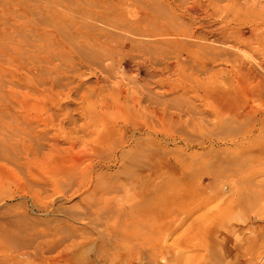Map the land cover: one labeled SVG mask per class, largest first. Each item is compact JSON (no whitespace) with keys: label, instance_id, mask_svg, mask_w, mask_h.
<instances>
[{"label":"rangeland","instance_id":"374dc122","mask_svg":"<svg viewBox=\"0 0 264 264\" xmlns=\"http://www.w3.org/2000/svg\"><path fill=\"white\" fill-rule=\"evenodd\" d=\"M8 23L14 30L0 33V264L25 261L48 241L58 242L51 264H264V122L253 147L233 144L251 125L244 113L253 102L251 113L264 112V98L246 97L254 84L230 62L242 49V61L264 63V0H0V29ZM85 23L95 29L81 35ZM43 24L54 34L48 51L62 52L51 65L29 46L26 28ZM181 24L188 36L164 33ZM241 30L245 44L235 40ZM202 35L226 55L176 50ZM17 39L25 44L12 56ZM206 64L213 75L197 78L205 88L176 87ZM237 106L243 119L231 121Z\"/></svg>","mask_w":264,"mask_h":264},{"label":"bare ground","instance_id":"6f19581e","mask_svg":"<svg viewBox=\"0 0 264 264\" xmlns=\"http://www.w3.org/2000/svg\"><path fill=\"white\" fill-rule=\"evenodd\" d=\"M181 1V0H180ZM196 1V0H195ZM198 1V0H197ZM172 2V1H171ZM194 2V1H193ZM200 4H202V3H200ZM171 5H175L176 6V4H171ZM185 5H186V2H185ZM188 6V5H187ZM186 7V6H185ZM185 7H182L183 9L185 8ZM191 7H194V5H193V3H192V5H191ZM201 7V6H200ZM203 7V6H202ZM181 8V9H182ZM182 9V10H183ZM186 9V8H185ZM188 10H190V8L188 7L187 8ZM196 8L194 7V9H191L192 11L193 10H195ZM191 10H190V12H191ZM186 11V10H185ZM196 11V10H195ZM205 11V10H204ZM87 12V11H86ZM183 13H187V14H189V12H184V11H182ZM197 12V11H196ZM97 13V15H98V18L100 19V21H102L103 20V17H104V14H102V13H100V12H96ZM205 13V12H204ZM58 14V16H57V18H58V20H62L63 19V14L62 15H59V13H57ZM89 14H90V12H87V13H85V17H87V18H89ZM196 15H197V13H195ZM91 15H93V14H91ZM189 15H191V14H189ZM188 15V16H189ZM64 16H65V14H64ZM92 17V16H91ZM192 16H190V18H191ZM95 18H97V16L95 17ZM95 20H97V19H95ZM153 24H154V26L155 25H158V24H156L155 22H152ZM161 23V22H160ZM159 23V24H160ZM180 23V22H179ZM248 23H250V22H248ZM94 24V23H93ZM92 25V24H91ZM91 25H89V24H87V23H85V24H82V26L80 27V28H78V30L80 31V34H81V30L83 29L84 30V34H85V32L87 33V31H89V30H94L95 28H91L90 26ZM188 25V24H187ZM148 26V25H147ZM48 27V24H43L42 26L41 25H38L37 27H34V28H31V27H27L26 29L28 30V33L30 34L29 36H31V35H33L34 37H33V42L32 43H34L35 45H33L32 43H30L29 42V46H33V48L34 49H37V48H39L40 47V49H38V52L39 53H41V54H43L44 55V57H45V59L48 61V63H50V65L51 64H54V60L55 59H57L58 58V56H60L61 55V53L62 52H60V54L59 53H55V55H52L51 54V52H49L48 50H50L51 49V40L52 39H54L52 36L54 35L53 34V31L52 32H50L49 33V36H46L47 35V28ZM150 25L148 26V27H146V29L144 30V32H148L149 30H150ZM153 27V26H152ZM206 27V26H205ZM24 28V27H23ZM169 27H167L166 28V30H164V33H168V32H170V31H174V29L177 31H174V32H176V35H189L188 34V30H186L185 28V24H181L179 27H172V29L171 28H169ZM246 28H247V26H246ZM89 29V30H88ZM186 31H185V30ZM191 29V28H190ZM209 29V28H208ZM253 29V28H252ZM14 30V25L13 24H10V23H8V24H4V26L0 29V33L1 34H3V33H7V34H9V33H11L12 31ZM232 30V29H231ZM235 30V29H234ZM194 31V30H193ZM193 31H192V29H191V32H189V33H191L190 34V36L191 37H193V36H195L194 35V33H193ZM213 31V30H212ZM212 31H211V33H212ZM221 31H222V29H221ZM235 31H237V30H235ZM239 31V30H238ZM25 32V31H24ZM210 32V31H209ZM217 32V31H216ZM79 33V32H78ZM215 33V32H214ZM244 33H246V32H242V30H241V33H236L237 34V36L235 35V33L234 34H231L230 36L232 37V36H236L237 37V39H235L236 41L237 40H239L240 41V44L241 43H243L244 42V44H245V39H247L248 38V36H246L247 38H243L242 37V35L244 36L245 34ZM103 35H104V33H102ZM82 35V34H81ZM141 36H143L144 34H140ZM164 35V34H163ZM225 35H227V34H225L224 32L222 33V32H218V40H219V42H221V45H222V43H226V41H224V39H225ZM249 35V34H248ZM217 36V35H216ZM32 37V36H31ZM35 37H37V38H35ZM93 37H95L96 39V41H100V37H97L96 36V34H94V36ZM93 37H91V38H93ZM206 36L204 35V37H203V35L202 36H198V38H197V36H196V38L199 40V41H197L198 43H185V42H181L177 47H178V49H176L177 51L179 50V53L180 52H182V53H188V54H190V53H200V54H203V52H204V55H205V53H206V55H207V57L206 58H211V59H216L217 58V56H220L221 57V54L222 53H224L225 55H226V49H225V51H223V49H221V47L220 46H217V47H215V48H212V46H211V48H209V46H208V44L205 46V44L204 43H202L201 42V40H203V39H206L205 38ZM230 37V38H231ZM250 37V36H249ZM213 38V37H212ZM234 38V37H233ZM254 39V38H253ZM44 40H46V41H44ZM115 40V39H114ZM257 40V39H256ZM116 42H118L117 40H115ZM193 41V40H192ZM229 41V40H228ZM233 41H234V39H233ZM148 42V41H147ZM238 42V41H237ZM25 44L24 43V41H21V40H19V39H17L16 41H15V43L10 47V49H9V52H10V54L13 56V55H19L20 54V52H21V50H22V48H23V46H21V44ZM71 43V42H70ZM149 43V42H148ZM233 44H234V42H232ZM58 44L59 45H62V43L60 42V41H58ZM237 44V43H236ZM236 44H234V45H236ZM250 44V43H249ZM239 45V44H238ZM233 46V45H232ZM242 46V45H241ZM244 46H246V45H244ZM42 47H45L47 50H42ZM220 47V48H219ZM236 47V46H235ZM223 48V47H222ZM225 48V47H224ZM237 48V47H236ZM239 48V47H238ZM237 48V49H238ZM235 49V48H234ZM234 49H233V51H234ZM229 50V49H228ZM240 50V49H239ZM239 50H237L238 52H240ZM238 52H236V50L234 51V54L232 55V56H234V58L232 59V58H229V56H228V58L229 59H232L230 62L232 63L231 65H232V67L235 69V73L237 74V76L238 75H240L239 77L241 78V79H239V80H242V82L243 83H246V85L248 84V85H252V84H254V86H252V87H248V89L247 90H245L246 91V93H245V95H246V97L247 98H249L250 100H251V102H252V97L253 96H257L258 98H264V63H262V62H258V61H256L255 59L253 60V57H252V60H249V61H242V59H241V57H239L238 56ZM45 53V54H44ZM176 53V52H175ZM178 53V52H177ZM176 53V54H177ZM240 53H242V52H240ZM239 53V54H240ZM48 54H51V56L50 55H48ZM232 54V53H231ZM178 55V54H177ZM196 55V54H195ZM203 55V56H204ZM205 55V56H206ZM242 54H240V56H241ZM188 56V55H187ZM189 57H191V56H189ZM188 57V58H189ZM198 57V56H197ZM223 57V56H222ZM227 57V56H226ZM231 57V56H230ZM244 57H245V54H244ZM250 57V59H251V56H249ZM248 57V58H249ZM219 58V57H218ZM225 58V57H224ZM224 58H223V60H224ZM228 58H226V59H228ZM192 59V58H191ZM244 59V58H243ZM245 59H246V57H245ZM219 60V59H218ZM211 61V60H210ZM217 60H215L214 62H216ZM220 61H221V59H220ZM229 61V60H228ZM205 62V61H204ZM222 62V61H221ZM207 63V62H206ZM205 64V63H204ZM164 68V67H163ZM193 72H194V74H196V76H193L194 74L193 73H191L190 75H188L187 77H183L182 79H179L178 81H177V83H176V85H178V86H176V87H178V89H180V90H185L188 86H192V85H197L198 86V88L200 87V86H202V88H205V86L204 85H202L201 84V82H198V76H199V72H203V73H205V72H209V73H211L212 75H213V73H214V68L212 67V65H200V66H196V68L193 70ZM162 74V73H161ZM207 74V73H206ZM235 75V74H234ZM66 78H68V77H66ZM236 78V77H235ZM70 79V78H69ZM21 80V79H20ZM24 80V79H23ZM22 80V81H23ZM38 80V79H37ZM36 80V81H37ZM66 81L68 82V79H66ZM23 83H25V82H23ZM26 84V83H25ZM234 84V83H233ZM35 85H36V82H35ZM247 85V86H248ZM212 87V86H211ZM201 89V88H200ZM208 91V90H207ZM207 91L205 90V92L207 93ZM227 92H229L230 94L231 93H234L235 94V91H233V90H227ZM123 93V92H122ZM211 92L209 91V93H207V94H209V95H211L210 94ZM217 93V92H216ZM120 94V93H119ZM219 94H222V93H220L219 92ZM113 96H116L117 95V93L116 92H113V94H112ZM121 95V94H120ZM123 95V94H122ZM256 97V98H257ZM217 99V98H216ZM138 100V99H137ZM224 100V99H223ZM248 101V100H247ZM255 101V100H254ZM261 101V100H260ZM218 102V101H217ZM224 102V101H223ZM251 102H250V104H251ZM262 102H264V101H262ZM261 102V103H262ZM254 103V102H253ZM252 103V104H253ZM140 104V103H139ZM251 104V105H252ZM262 104H264V103H262ZM224 105V104H223ZM248 105L249 104H247V107H248ZM249 106V107H251V108H248V111L246 112V113H244V115L246 116V117H251L250 119H251V125L247 128V133L246 134H243L242 135V138H236V139H234V141H233V144L235 145V146H239L240 144H241V142L242 143H246V140L249 142V145L251 146V147H253L252 146V144L251 143H253V141H254V138H252V136L255 134V132L257 131V130H259L258 129V125H259V122H264V112H262V113H258V112H256V114H254V112L253 113H251L250 112V110L252 109V106ZM253 106H254V104H253ZM43 108L44 109H46V107H43V106H39L38 107V111H42L43 110ZM254 109V108H253ZM262 109H264V108H262ZM241 110H242V107H240V106H237L236 108H234L233 109V112L231 113V115H228V116H231V121H242V119H243V117H242V119L240 118V119H238V117L240 116V114H243V113H241ZM225 111V110H224ZM259 115V116H258ZM105 115H103V114H99V119H100V122H103V123H105L106 122V118L104 117ZM245 117V118H246ZM223 119V118H222ZM221 120V119H220ZM221 122V121H220ZM223 122V121H222ZM224 122H226V121H224ZM223 122V123H224ZM227 122H228V120H227ZM235 123V122H234ZM239 123V122H238ZM106 124V123H105ZM218 124V123H217ZM240 124V123H239ZM224 125V124H223ZM216 126H218V125H216ZM221 127V126H220ZM223 127V126H222ZM193 138V137H192ZM79 140V139H78ZM198 140V139H197ZM72 142H74L73 140H72ZM79 143V142H78ZM55 144H57V143H55ZM74 144V143H73ZM212 144V143H211ZM224 144V143H223ZM231 145V144H230ZM57 146H59V145H57ZM262 150H259L258 152H264V148H261ZM83 155V154H82ZM80 157H82V156H80ZM87 158V157H86ZM85 159V158H84ZM68 175V174H67ZM72 176V175H71ZM65 177H67V176H65ZM142 197V199L145 201V200H149V199H147V195L145 196V195H143V196H141ZM150 201V200H149ZM100 211V210H99ZM119 218H121V217H118L117 218V220L119 219ZM123 218H124V216H123ZM122 219V218H121ZM120 219V220H121ZM125 219V218H124ZM128 219V218H127ZM131 220V219H130ZM129 220V221H130ZM121 221H123V220H121ZM120 221V222H121ZM119 222V223H120ZM125 222V221H124ZM123 222V224H125ZM134 222V221H133ZM122 223V222H121ZM127 224H128V221H127ZM126 224V225H127ZM51 233V235H55V233L54 232H50ZM56 247H58V242L57 241H48V242H44V246L41 248V250H43L42 252H39V253H37V254H35L34 256L33 255H28V253L27 252H25L26 253V259H25V261L24 260H22V261H18V263L17 264H23L24 262V264H37V263H34L35 261L36 262H38V263H40L41 262V264H42V262H45L46 261V263L47 264H51V263H53L55 260V257H52V256H49L50 255V253L53 251V250H55V248ZM57 249V248H56ZM47 253L46 255L47 256H45V253ZM44 253V254H43ZM53 253V252H52ZM58 256V255H57ZM29 258H33V262L32 261H29V260H27V259H29ZM4 259V258H3ZM24 259V258H23ZM45 264V263H44ZM67 264V263H66Z\"/></svg>","mask_w":264,"mask_h":264}]
</instances>
